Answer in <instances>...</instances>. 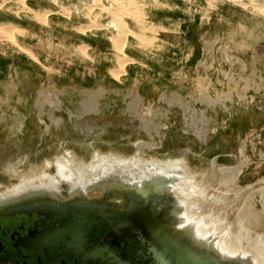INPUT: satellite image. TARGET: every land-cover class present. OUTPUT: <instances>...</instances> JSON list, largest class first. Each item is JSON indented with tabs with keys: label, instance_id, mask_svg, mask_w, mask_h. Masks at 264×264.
I'll use <instances>...</instances> for the list:
<instances>
[{
	"label": "rangeland",
	"instance_id": "obj_1",
	"mask_svg": "<svg viewBox=\"0 0 264 264\" xmlns=\"http://www.w3.org/2000/svg\"><path fill=\"white\" fill-rule=\"evenodd\" d=\"M36 1L0 0V30L17 26L26 28L22 20L32 12L23 14L22 3L36 11L34 17H37L36 14L41 16L39 10L51 13L43 22L35 19L38 27H27L30 31L17 29L11 36L7 35L8 38L0 31V36H3L0 37V55L15 53L29 57L44 71L59 77L61 86L74 80L75 90L64 88L60 94L75 106V115L70 113V117L75 118L76 135L67 138V133L61 131L56 135L58 139L50 141L49 149L44 150L38 146L37 139L5 138L4 127L9 125L11 108L5 97V94H9V85H1L0 197H6L9 190L28 180H33L35 186L52 190L54 185L49 181L54 178L55 161L73 162L80 159L81 175L77 174L78 165H71L78 175L75 190L68 183H60L56 186V193L62 186H67L71 195L79 192V195H88L101 183H109L119 189L127 187L137 192L143 191L138 194L145 197L153 186V190L166 188L159 194L172 198L183 190L185 195L182 198L192 204L218 196L226 210L225 219L219 220L221 223L233 222L237 216L242 219L245 211L251 212H248L249 218L257 213L256 209H260L257 201L264 192V0H192L194 3L190 5L169 0L179 9L159 8V14H154L157 20H149V24L141 29H136V25L124 18L131 31L139 32L125 38L124 56L133 61H127L120 67L121 73L116 76L118 79L110 78V71L118 67L117 58L113 56L121 55L117 52L119 43L116 41L120 39L118 34L124 27H119L120 21L116 16L119 9L113 10L115 5L109 3L114 1L40 0V7H33L31 4L37 5ZM77 1L81 4L78 2L76 5L84 12L95 7L91 2L103 7L104 11H95L97 18L94 25L99 27V32L82 34L83 29H94V26L91 27L92 21L86 24L75 19L73 6ZM151 10L154 11L153 8ZM186 23H198L201 27H196L197 31L201 32L202 28L205 33L203 54L196 62L187 53L177 57L176 48L164 39L169 33H180ZM49 35L56 36L55 40L51 41ZM59 39H63L64 45ZM19 45L29 54L20 51ZM147 50L148 53L141 52ZM39 51L47 54L60 52L61 69L52 72L46 68L36 57L35 52ZM98 53L111 61L100 60L96 56ZM95 57L99 64L91 61ZM71 58L78 68L74 76L67 72V67L74 65L68 60ZM134 74L136 78L152 80L158 86L182 88L184 91L181 94L187 97L167 92L163 93L162 101L142 105L139 96L133 99L125 95L124 115L120 116L121 109L117 103L115 105L120 93L115 91L113 85L130 83L129 78ZM39 96L41 98L42 93ZM62 105L60 101L59 107H56L60 120L65 119L61 111L66 109L68 112ZM29 111L27 108L29 121L34 120ZM51 142L54 144L51 145ZM133 160L139 161L136 167L129 165ZM104 161L111 164L106 165ZM181 165L186 168L184 174L178 168ZM99 166L106 169L101 171ZM122 168L126 170L121 171ZM159 175H164L165 181L154 186V178ZM146 182L149 185L143 184ZM140 186H143L142 190ZM215 207L212 213L219 216L220 212ZM244 224L245 228L253 230L247 222ZM260 232L264 234V230H255V233ZM230 233L233 236L227 242L229 245L238 246L240 251L257 252L253 243H247V236L239 227L235 226ZM250 235L255 237V234Z\"/></svg>",
	"mask_w": 264,
	"mask_h": 264
},
{
	"label": "flooded vegetation",
	"instance_id": "obj_2",
	"mask_svg": "<svg viewBox=\"0 0 264 264\" xmlns=\"http://www.w3.org/2000/svg\"><path fill=\"white\" fill-rule=\"evenodd\" d=\"M53 184L39 189L56 191L60 183ZM172 206L170 196L144 197L109 183L88 195L62 186L51 198L0 206V264H156L154 228H166Z\"/></svg>",
	"mask_w": 264,
	"mask_h": 264
},
{
	"label": "bare ground",
	"instance_id": "obj_3",
	"mask_svg": "<svg viewBox=\"0 0 264 264\" xmlns=\"http://www.w3.org/2000/svg\"><path fill=\"white\" fill-rule=\"evenodd\" d=\"M2 1H10V0H2ZM31 1V0H30ZM74 1V0H73ZM85 1V0H84ZM93 1V0H92ZM114 2H109L112 4L115 5V8L113 10H117L119 9V11L117 10V14L116 16L119 18V21H120V25L119 27H124L122 28V31L121 33L118 34L119 36V40H117L116 42L119 43V46L117 48V52L118 53H121V55H114L113 58H117V68L110 71V74H111V77L110 78H115L118 73L121 71L120 70V67L124 64H127L128 62L130 61H133V59H129V58H126V56H124V53H123V50H125V38L129 35V34H132V35H136V29L137 27H139L138 29H141L143 27H146L148 24H149V20L150 22L151 21H156L157 19H155V15H158L157 14V11L159 8H162L163 10H168V9H171L172 7H174L175 9H179V8H176V6L173 4V3H169L168 1L169 0H112ZM179 2H182V3H186L188 5L190 4H193L194 2L192 0H178ZM228 1H231V0H228ZM238 1H243V0H238ZM14 2V1H13ZM79 1H77L75 3V5L72 6L74 7V9L76 10V17L75 19L77 18L78 20H82L84 21L86 24H88L90 21H92L93 25L91 27L94 26V29H90V30H82V34H87L88 32L90 31H96V32H99V27H97L96 25H94V21L96 20L97 17H95V15H97V12L95 11H104L103 10V7H101V5H99V3H97V6L96 2H91V4L95 7L91 8L90 11L88 12H84L83 10H81L80 7H78L76 4L78 3ZM104 2V1H103ZM235 2V1H234ZM3 3V2H2ZM22 3V2H21ZM80 3V2H79ZM12 4V3H11ZM81 4V3H80ZM85 4V3H84ZM10 5V4H9ZM59 5V4H58ZM62 5V3H61ZM22 7L21 9L24 10V12H22L23 14H27V13H31L32 12V15H29L25 18V19H21L24 23L22 24L23 27H26V25H29V26H36V20L35 19H38L39 20H45L49 17V15H51L50 11H40V13H38L39 15L41 16H38L36 13L35 16L37 17H34V12H36L35 10H32L29 6L27 5H23L22 3ZM35 6V5H34ZM69 6V5H68ZM108 6V4H107ZM110 6V5H109ZM71 7V5H70ZM112 7V6H110ZM10 8V7H9ZM67 8V7H66ZM69 8V7H68ZM113 8V7H112ZM151 8L154 9L151 10ZM15 9V8H14ZM111 9V8H110ZM61 10V9H60ZM1 11V10H0ZM94 11V12H93ZM109 12V11H108ZM159 12V11H158ZM20 13V14H22ZM115 13V12H113ZM161 13V12H160ZM25 16V15H24ZM57 16V15H56ZM100 16V15H99ZM111 16V15H110ZM44 17V18H43ZM124 18H126V20L129 21V23L133 24L134 26L136 25V31H131V29L127 26L126 24V20H124ZM53 19V18H52ZM105 19V18H104ZM60 20V18H59ZM108 20V19H107ZM55 21V19H54ZM101 21V20H100ZM43 22V21H42ZM88 22V23H87ZM46 23V22H45ZM45 23H42L45 25ZM48 23V22H47ZM91 23V22H90ZM112 22L109 21V24H111ZM138 25H137V24ZM41 24V25H42ZM62 24V23H61ZM69 24V23H68ZM4 25V24H3ZM6 25V24H5ZM9 25V24H8ZM7 25V26H8ZM66 25V24H65ZM112 25V24H111ZM10 26V25H9ZM8 26V27H9ZM57 26V25H56ZM60 26V25H59ZM81 26V25H80ZM78 26V27H80ZM100 26V25H99ZM46 27V26H45ZM66 27V26H65ZM72 27V26H71ZM82 27H85V26H82ZM17 26L16 27H11V28H7V29H2L1 28V32L5 33V35L7 36H11V34L16 31L17 29L18 30H21V31H30L26 28H20ZM77 28V27H76ZM86 28V27H85ZM108 28H113V27H108ZM65 29V28H64ZM88 29V27H87ZM17 30V31H18ZM72 30V29H71ZM75 31V30H74ZM116 31V29L114 30ZM141 31V30H140ZM79 32V31H78ZM113 32V31H112ZM139 31H137L138 33ZM108 33V31H107ZM115 33V32H114ZM144 33V32H143ZM29 35V34H28ZM116 35V33H115ZM114 35V36H115ZM138 35V34H137ZM142 35V34H140ZM145 35L147 36V38H149V36L145 33ZM7 36V38H8ZM96 36V35H95ZM99 36V35H98ZM113 36V37H114ZM1 37V36H0ZM3 37V36H2ZM1 37V38H2ZM69 37V36H68ZM80 37V36H79ZM100 37V36H99ZM112 37V35H111ZM63 38V37H62ZM74 38V37H73ZM81 38V37H80ZM96 38V37H95ZM110 37H107V40L109 39ZM129 38V37H128ZM151 38V37H150ZM38 39V38H37ZM88 39V38H87ZM99 39V38H98ZM106 39V38H105ZM60 40V39H59ZM63 40V39H61ZM60 40V42L62 43V41ZM71 40V39H70ZM86 40V39H85ZM89 40V39H88ZM112 41V39H109ZM147 40V39H146ZM52 41V39H51ZM80 41V40H79ZM106 42V41H104ZM110 42V41H109ZM146 42V41H145ZM60 43V44H61ZM72 43V42H71ZM101 43V42H100ZM150 43V42H149ZM63 44V43H62ZM82 44V43H81ZM91 44V43H90ZM96 44V42H95ZM117 44V43H115ZM114 44V45H115ZM153 44V43H152ZM64 45V44H63ZM63 45H59V46H63ZM118 45V44H117ZM136 45V42L135 44ZM151 45V43L149 44ZM20 46V45H19ZM94 46V45H92ZM106 46V45H104ZM116 46V45H115ZM146 46V45H145ZM65 47V46H63ZM83 47V46H82ZM100 47V46H99ZM98 47V48H99ZM128 47V46H127ZM150 47V46H149ZM152 47V46H151ZM101 48V47H100ZM112 48V46H111ZM129 48V47H128ZM131 48V47H130ZM135 48V47H134ZM20 51L22 52H25L27 54H29L27 52V50L23 47H19L18 48ZM73 49V48H72ZM67 50V49H66ZM78 50V49H77ZM102 50V49H101ZM105 50V48H104ZM149 50H151L149 48ZM154 50V49H152ZM103 51V50H102ZM109 51V50H107ZM112 51V50H111ZM57 52V51H56ZM80 52V51H79ZM85 52V51H84ZM101 52V51H100ZM141 52H147L148 53V50L147 51H141ZM60 53V52H59ZM26 54V55H27ZM87 54V52H86ZM100 54V53H99ZM104 55V54H103ZM31 56V55H30ZM82 56V55H81ZM112 57V56H111ZM124 57V58H123ZM29 58V57H28ZM90 58V57H89ZM97 57L95 58H92V62H95V63H98L99 62L97 61L96 59ZM112 58V59H113ZM105 59V58H104ZM106 59L108 61H111V59H108L106 57ZM124 59V60H123ZM89 61V60H88ZM116 61V60H115ZM128 61V62H127ZM135 62V61H134ZM102 63V62H101ZM103 67V66H102ZM121 73V72H120ZM129 74V73H128ZM120 77V76H119ZM116 79H118L116 77ZM119 82V81H118ZM88 103V102H87ZM88 105V104H87ZM89 106H92V105H89ZM83 107L85 108L86 105H83ZM88 107V106H87ZM92 108V107H91ZM89 109V107H88ZM93 109V108H92ZM90 110V109H89ZM140 148V147H139ZM142 150V149H141ZM69 152H67L68 154ZM95 153V152H94ZM93 153V154H94ZM97 153V152H96ZM138 154V153H137ZM100 154H98L99 156ZM103 156V155H102ZM105 156V155H104ZM95 157V156H94ZM95 159V158H94ZM127 159V158H126ZM77 160V164L78 167H76V170H77V174L78 175H81L80 174V171L81 170V167L80 165L82 164V161L80 159H75ZM96 160V159H95ZM134 161V160H133ZM131 162L129 163V165H133L134 167H136V165L138 164L139 161L135 160L134 162ZM159 161V160H158ZM176 161V160H174ZM59 161H55L54 163V167H55V174H54V178H50V181L49 182H53V183H77V177L78 175L76 174V172L73 170V168H71V165L73 164L72 162L70 161H63V164L59 163ZM104 163H106V165H109L111 163H107L106 161H104ZM115 163V162H114ZM123 163H126V162H123ZM168 163H170L168 161ZM47 164V163H46ZM56 164V165H55ZM166 164V163H164ZM49 165V163H48ZM74 165V164H73ZM72 165V166H73ZM100 165V164H99ZM102 165H105V164H102ZM126 165V164H125ZM151 166V165H150ZM101 168V166H99ZM104 167V166H103ZM99 168V169H100ZM110 168V167H109ZM180 172H182L184 174V172L186 171V168L184 166H178ZM92 169V168H90ZM94 169V168H93ZM98 169V168H97ZM106 168H101L100 170H105ZM154 169V168H153ZM172 169V168H171ZM175 169V168H174ZM126 169L122 168L121 171H125ZM129 170V169H128ZM150 170V169H149ZM163 170H166V169H163ZM163 170H159L160 172L163 171ZM178 170V169H177ZM226 170V169H225ZM43 172V171H42ZM79 172V173H78ZM107 172V171H106ZM156 172V171H155ZM228 172V171H227ZM140 173V172H139ZM153 173V172H152ZM230 173V172H229ZM235 173V172H234ZM151 174V173H150ZM161 174V173H160ZM236 174V173H235ZM141 175V174H140ZM228 175V173H227ZM227 175H223V176H227ZM163 176H157L154 178V186L155 183H161L163 181H165L163 179ZM168 176V175H167ZM171 176V175H170ZM174 176V175H172ZM176 176V175H175ZM237 177V175H235ZM104 177V176H103ZM141 177V176H140ZM98 178V177H97ZM135 179V177H133ZM142 178V177H141ZM170 179V177H168ZM174 177H171V179H173ZM177 178V177H176ZM175 178V180H176ZM53 179V180H52ZM111 179V178H110ZM114 179V178H113ZM121 179V178H120ZM140 179V178H139ZM146 179V178H145ZM144 179V181H145ZM166 179V177H165ZM180 179V178H179ZM232 179V178H231ZM234 179V178H233ZM236 179V178H235ZM234 179V180H235ZM81 180V179H80ZM174 180V179H173ZM178 180V179H177ZM191 180V179H189ZM94 181V180H93ZM97 181V180H96ZM122 181V180H120ZM140 181V180H139ZM147 181H148V178H147ZM169 181V180H168ZM89 182V181H88ZM87 182V183H88ZM132 182H133V179H132ZM138 182V181H137ZM137 182H134L133 184L137 183ZM141 182V181H140ZM167 182V181H166ZM33 183V180H28V181H25L23 182V184H19V185H16L15 187H13L11 190H9V193L6 195V197H0V206H3V205H10V203H14V202H21L22 200L24 199H27L29 197H34V196H50L53 197L54 196V193H56V191H49V190H46L44 188L42 189H39L41 188L40 186H35L32 184ZM81 183V182H80ZM91 183V182H89ZM125 183V182H124ZM148 182L146 183H143L144 185H146ZM172 183V182H171ZM170 183V184H171ZM116 184V183H115ZM130 183V185H133ZM153 184V183H152ZM159 184V185H161ZM165 184V183H164ZM55 185V184H53ZM141 185V184H140ZM149 185V183L147 184ZM174 185V184H173ZM138 186V185H137ZM162 186V185H161ZM168 186V184H167ZM172 186V185H171ZM248 186V185H247ZM42 187H45V186H42ZM118 187V186H117ZM134 187V185H133ZM141 187V186H140ZM143 187V186H142ZM142 187H141V190H142ZM147 187V186H145ZM139 188V187H138ZM150 188V186H149ZM152 188H154L152 186ZM148 189V190H151L149 191V193L145 196H159L162 194V191H164V189L166 188H159L157 190H153V189ZM158 188V187H157ZM135 189V187H134ZM147 189V188H146ZM167 189L169 190L170 188L167 187ZM177 189V188H175ZM192 189V188H191ZM198 189V188H197ZM72 190H75V186L72 188ZM81 190V189H80ZM83 190V189H82ZM153 190V191H152ZM178 190V189H177ZM180 190V189H179ZM79 191V190H78ZM146 191V190H145ZM81 192H84V191H81ZM138 192H143V191H139ZM238 192V191H236ZM147 193V192H146ZM161 193V194H159ZM169 193V191H168ZM193 193V192H192ZM80 194V192H79ZM83 194V193H82ZM170 194V193H169ZM190 194V193H188ZM253 194V193H252ZM87 195V194H86ZM166 195V194H165ZM185 194H183V190L182 191H178L177 192V195H175L174 198H172V208L170 209V211H168V214H167V223H165L166 225V228H167V232H168V235L171 236V237H175V238H179V239H182V240H185L187 243L189 242H192L193 244H191L192 246H194V248L196 250H198L199 252L201 253H206V254H215L217 257H219L222 261H235L237 262L238 264H264V234H262V232H260L261 234L259 233H255V230L257 231H262L264 230V192L260 195V198L259 200L257 201L259 204H260V209H256L257 210V213L255 214H252V217L249 218L248 216V212H243V214L241 215L242 219L239 218L238 216L235 218V220L233 222H224V223H221L219 222V220H224L225 219V216H226V210L224 208V205L222 203V199H220L218 196L217 198L213 199V200H203L201 202H198V203H190L189 201H186L185 199H183L182 197L184 196ZM196 195V194H195ZM142 196V195H141ZM164 196V195H163ZM168 196V195H167ZM173 196V195H172ZM194 196V194H193ZM213 196V195H212ZM111 197V196H110ZM191 197V196H190ZM189 198V197H188ZM203 198V197H202ZM164 199V198H163ZM197 200V199H196ZM198 201V200H197ZM44 202V201H43ZM53 202V201H52ZM72 202V201H70ZM85 202V201H84ZM47 203V201L45 202ZM87 203V202H86ZM53 204V203H52ZM89 204V203H88ZM101 204V203H100ZM257 204V203H256ZM95 205V203H94ZM159 205L161 204H156L154 207L158 209H160L161 207H158ZM167 205V204H166ZM100 206V205H99ZM137 206V205H136ZM142 206V205H141ZM217 207V211L220 212V215L219 216H215L213 215L212 211H213V207ZM257 206V205H256ZM135 207V206H134ZM215 207V208H216ZM144 208V207H143ZM106 209V208H105ZM248 209V208H247ZM68 212H70L68 210ZM76 212V211H75ZM74 213V212H73ZM251 213V212H250ZM94 214V213H93ZM163 214V212H162ZM172 214V215H171ZM88 216V215H87ZM86 216V217H87ZM102 217V216H101ZM78 218V217H77ZM105 218V217H104ZM87 220V219H86ZM247 222L248 224L247 225H250L252 226L253 230L251 228H245L244 227V223ZM60 223V222H59ZM138 224V223H137ZM141 224V223H140ZM143 224V223H142ZM62 226V225H61ZM74 226V225H73ZM239 227L240 228V231H243L246 236H247V243H253V246H254V249L257 250V252H254V253H248V252H244V251H240L238 246L236 245H229L227 242L228 240L233 236L231 233H230V230H232V228L234 227ZM161 228V226H160ZM81 229V228H80ZM91 229V228H90ZM61 230V229H59ZM250 234H255V237L252 238ZM59 235V234H58ZM57 236V235H56ZM57 239V238H56ZM150 245V244H149ZM252 245V244H251ZM154 259V258H153Z\"/></svg>",
	"mask_w": 264,
	"mask_h": 264
},
{
	"label": "crops",
	"instance_id": "obj_4",
	"mask_svg": "<svg viewBox=\"0 0 264 264\" xmlns=\"http://www.w3.org/2000/svg\"><path fill=\"white\" fill-rule=\"evenodd\" d=\"M40 3V0H38L37 5ZM31 5L33 7H40L36 4V6L33 4ZM26 27L34 26L26 25ZM196 27L201 26L198 23H188L181 27L180 33H169L165 35V41L176 48L177 57H181L182 54L187 53L191 55L192 60L196 62V60L203 54V39L205 33L202 32V28L200 29L201 32H198ZM48 37L55 40L56 36L49 35ZM35 53L37 54H35L37 59L43 63L46 68H50L52 72H57L61 69L60 55L56 51H51L48 54L44 51ZM96 56H98L100 60L106 59L105 56L99 53ZM68 60H71L74 65H69L67 67V72L69 75L74 76L76 73L75 70L78 69L75 67L76 61L72 58ZM182 68L183 67H181V69ZM146 76H149V74H146ZM136 77V74L131 76V78H129L130 83L128 84L115 83V85H113L115 91L120 93L119 99H116L117 101L115 102V105L117 103L121 109L120 116L124 115L123 105L125 103V95L130 96L133 99H136V97L139 96L142 105H150L162 101L163 93L167 92L183 95L181 94L182 91H184L182 88L158 86L154 84L152 80H142ZM1 85L10 86L7 88L8 91L6 90L9 94H5V97H7V103L9 104L8 107L11 108V115L9 116L10 121L8 122L9 125L4 127L5 138H20L23 140L37 139L39 141V144L37 143L38 146L44 150V148L49 149L47 147H49L48 143L50 144V141L58 139L59 136L56 135L61 131L67 133V138L72 136L73 138L75 137V118L74 116L70 117V113L75 115V106H72L70 101L66 100L60 94L64 88H67L69 91H74V80H69L68 83H63L61 86L59 77L50 74L48 71H44L33 60L23 55L8 53L7 55H0V86ZM96 90L97 89H95V91ZM41 93L42 96L40 98L39 95ZM60 101H62V107L68 109V112H66V109L61 111L65 118L63 120L59 119L60 114L56 109V107H59L58 105ZM27 108L30 109L29 112H31L34 120L29 121V117H27L26 114ZM39 108H41V110H39ZM14 109L17 111L15 112ZM17 124L19 126H17ZM45 129H47L46 132ZM53 144L54 142H51V145Z\"/></svg>",
	"mask_w": 264,
	"mask_h": 264
},
{
	"label": "water",
	"instance_id": "obj_5",
	"mask_svg": "<svg viewBox=\"0 0 264 264\" xmlns=\"http://www.w3.org/2000/svg\"><path fill=\"white\" fill-rule=\"evenodd\" d=\"M155 229L157 234L153 236L155 248L152 254L156 264H238L234 260L222 261L215 254L199 252L192 242L169 236L167 228L161 229L157 225Z\"/></svg>",
	"mask_w": 264,
	"mask_h": 264
}]
</instances>
